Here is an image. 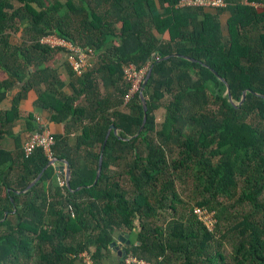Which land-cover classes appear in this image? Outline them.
Wrapping results in <instances>:
<instances>
[{
  "label": "trees",
  "instance_id": "obj_1",
  "mask_svg": "<svg viewBox=\"0 0 264 264\" xmlns=\"http://www.w3.org/2000/svg\"><path fill=\"white\" fill-rule=\"evenodd\" d=\"M180 1L0 0V70L24 82L17 97L32 88L35 74L40 83L57 82L45 62L60 51L39 43L45 35L92 49L98 62L73 86L86 105L46 93L36 101L53 111L54 121L89 109L73 150L83 151L79 158L52 132L53 156L69 162L68 187L63 177L56 180L41 148L26 156L20 147L21 170L13 177L14 159L0 149V264H87L84 252L92 264H103L119 232L129 235L126 256L150 264L225 263V241L230 264H264V0H224L222 8L180 7ZM19 30L22 42L13 44L10 33ZM128 63L151 68L146 121L136 136L144 112L138 93L124 101L129 86L121 67ZM11 87L0 82V101ZM164 98L170 124L156 129L154 110ZM121 104L127 112L107 111ZM17 115L15 102L0 111L7 122ZM110 124L118 132L103 147ZM122 160L120 181L111 167ZM187 178L195 199L189 211L180 198ZM196 206L216 211L214 231L197 218ZM166 209L172 216L158 225Z\"/></svg>",
  "mask_w": 264,
  "mask_h": 264
},
{
  "label": "crops",
  "instance_id": "obj_2",
  "mask_svg": "<svg viewBox=\"0 0 264 264\" xmlns=\"http://www.w3.org/2000/svg\"><path fill=\"white\" fill-rule=\"evenodd\" d=\"M157 5H158L157 7L159 8L160 6L158 2ZM251 5H256V4L251 3ZM225 13H227L229 17V12L227 11ZM223 15L221 16L222 23H223V19H222ZM155 35L161 39H168L167 34H165L164 36L157 34ZM10 41L13 44L15 42L16 43L22 42L21 31L19 30L15 34L10 33ZM95 61L96 60L94 58L90 66H92L95 63ZM97 63H95V65H97ZM45 67L49 69V72L51 73L53 72V74L56 75L57 82L51 86L49 84L40 83L38 82L37 75L35 74L33 76L32 88L27 90L22 97H17V96L18 94H20L24 82L22 83L15 79L9 78V76L5 72L0 70V82L9 81L12 83V87L7 91L6 96L0 101V111L2 112L11 109L13 103L15 102L18 112V115L14 117L13 120H11L10 122H7V120L3 117H1L0 119V132H2V135H0V149L9 151L12 155V159H14V163L12 164L13 169L10 174V176L12 177L15 174H18L20 172L19 170H21L20 147L22 141L28 136L30 131L33 130L36 124H40V125L43 124L55 135H62V137L64 138V143H66L65 148L70 150L69 151L70 157L79 158L80 156L83 155L82 150L77 151V153L76 151L73 152V150H75L77 137L81 134V128L83 125L82 123H87L90 121L89 109H86V112L84 113L77 111V114L74 115L73 117L71 115H68L65 118L61 119L60 121H54L52 119L53 111L48 108H43L36 103L38 94L46 93L52 97L63 95L64 97H72V99L75 98L72 101L73 106L86 105L85 102L84 103L81 102L84 95L81 94L79 96L78 94L73 92V86L76 84L79 77L76 76L74 73L72 75L69 69L70 67L67 65L65 56L62 52L53 54L52 57L45 62ZM34 69L36 68L30 67L29 72L32 73ZM29 77H30L29 73H25L24 81H27ZM98 91L102 96H104V94L107 93V90L104 89L101 83H98ZM109 91H112L111 87L109 88ZM113 110H119L125 112L128 111V109L124 108V105L122 104L116 106L115 108L110 107L107 109L109 113H111ZM57 152L58 154H63L62 148L60 147L57 148ZM56 158L67 161V158L64 156L56 157ZM54 170L56 171L54 177L56 176V178L58 179L60 177L63 178L65 177L64 173L57 170L55 166H54ZM117 244H118L117 246H119L118 249L110 247L109 254H107L106 257L103 258V262H102L103 264H119V260L120 258L123 257V255L122 256L118 255V251L125 250L127 244L122 243L121 245V243L118 240H117ZM93 249L91 248V250Z\"/></svg>",
  "mask_w": 264,
  "mask_h": 264
},
{
  "label": "built area",
  "instance_id": "obj_3",
  "mask_svg": "<svg viewBox=\"0 0 264 264\" xmlns=\"http://www.w3.org/2000/svg\"><path fill=\"white\" fill-rule=\"evenodd\" d=\"M180 7H205V8H222L226 7L224 0H181ZM39 43L51 50H59L65 56L67 65L73 73L80 77L90 67L95 54L92 49L74 45L54 34H48L40 38ZM155 58L157 56H154ZM123 80L129 86L124 101L135 95L140 94L142 83L149 71V66L137 68L133 63L122 65ZM55 143L52 132L43 124L40 128L30 131L28 136L22 141L21 148L24 155L28 156L37 148H41L44 154L51 161V165H55L52 147ZM65 181V180H64ZM194 213L197 218L203 222L207 228L214 231L218 220L216 219V211L196 206ZM86 257V256H85ZM87 264H90L89 258H85ZM125 264H150L142 260H137L131 255L125 258Z\"/></svg>",
  "mask_w": 264,
  "mask_h": 264
},
{
  "label": "rangeland",
  "instance_id": "obj_4",
  "mask_svg": "<svg viewBox=\"0 0 264 264\" xmlns=\"http://www.w3.org/2000/svg\"><path fill=\"white\" fill-rule=\"evenodd\" d=\"M228 14L225 13L222 17L223 19V23H225V20L227 19ZM223 31L224 33H226V29H225V24H223ZM164 104L162 106H160L159 108L154 110V116H155V121H156V129L160 128L161 126H163L164 124L168 125L170 124V121H168V118H166L167 114H165V105L167 104L169 98H164ZM186 130H190V126L186 127ZM112 170L114 169V172H118L120 173L121 176H119L120 181H123L124 178V173H123V160L122 161H118V163L114 166L111 167ZM56 180H58V182L60 183L62 180V177H60L59 179L56 178ZM124 187H128V184L122 183ZM193 190H194V183L192 178H187L185 183L180 185V198L186 203V209L187 211H189L188 209L190 208V206L194 205V194H193ZM94 196H97V192H93ZM179 208H182V205L179 206ZM172 210L171 209H166L163 211V213H161V215L159 216V220L157 221L158 225H162L166 219H169L172 216ZM216 219L218 220L217 216ZM136 221V220H135ZM122 236H125L124 234H122ZM91 248L93 249L94 246H91ZM220 250L222 252H224L226 260L225 263L224 262H218V264H230V254H231V246L229 244V242L225 241L224 245L222 247H220ZM85 258H89L90 260V264H92V260L89 257V253H86V257Z\"/></svg>",
  "mask_w": 264,
  "mask_h": 264
},
{
  "label": "water",
  "instance_id": "obj_5",
  "mask_svg": "<svg viewBox=\"0 0 264 264\" xmlns=\"http://www.w3.org/2000/svg\"><path fill=\"white\" fill-rule=\"evenodd\" d=\"M156 62H158V60L156 61ZM150 75H151V68L149 69V71H148V73H147V75H146V77H145V79H144V81H143V83H142V86H141V92H140V94H139V97H140V100H141V102H142V106H143V112H144V114H143V120H142V124H141V126L139 127V129H138V131L136 132V134L134 135V136H136L140 131H141V129L143 128V125H144V123H145V121H146V109H147V106H146V100H145V97H144V95H143V92H144V89H145V86H146V84H147V82H148V80H149V78H150ZM226 93L228 94V97H231V95H230V91H229V88H228V86H227V84H226ZM245 94H246V91H244L243 92V94H242V97H241V100H240V102H239V104L244 100V98H245ZM113 132L114 134H117V128L115 127V125L114 124H110L109 125V127H108V130H107V132H106V135H105V138H104V141H103V147H104V145L106 144V141H107V139H108V137H109V135H110V132ZM54 163L56 164V165H54L55 167H56V169L57 170H59L60 172H63L64 173V180H65V184L67 185V187L69 186V179H70V168H69V164H68V162L67 161H64V160H60V159H58V158H56V157H54ZM51 164V161H48V164H47V166L48 165H50ZM101 165H102V154H100V156H99V159H98V167H97V171H96V175H95V178H94V181H93V184H95L96 182H97V180H98V178H99V176H100V173H101ZM40 175H41V173H39L37 176H36V178L33 180V181H31L27 186H26V188L24 189V190H22L23 192L24 191H26V190H28L38 179H39V177H40ZM125 236H122V234H118L110 243H109V247H111V248H115V249H118L119 248V246H117L118 244H117V240L121 243V245H122V243H124L125 242V244H129V240H128V238H129V235L128 234H124ZM126 254V252H125V250H120V251H118V255H120V256H124Z\"/></svg>",
  "mask_w": 264,
  "mask_h": 264
},
{
  "label": "clouds",
  "instance_id": "obj_6",
  "mask_svg": "<svg viewBox=\"0 0 264 264\" xmlns=\"http://www.w3.org/2000/svg\"><path fill=\"white\" fill-rule=\"evenodd\" d=\"M119 234H122V233L119 232ZM116 235H118V233H117ZM116 235L113 237V239L116 237ZM129 241H130V240H129ZM124 243H125V242H124ZM126 246H128V244H127ZM86 253H87V252H84V253H82L81 255L85 258ZM124 256H126V254H125ZM124 256H123V257H124ZM126 257H127V256H126Z\"/></svg>",
  "mask_w": 264,
  "mask_h": 264
}]
</instances>
